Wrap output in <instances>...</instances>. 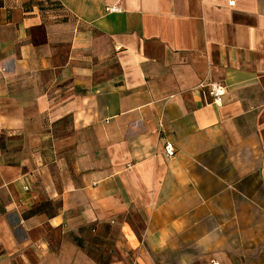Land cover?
Returning a JSON list of instances; mask_svg holds the SVG:
<instances>
[{"label":"crops","instance_id":"crops-1","mask_svg":"<svg viewBox=\"0 0 264 264\" xmlns=\"http://www.w3.org/2000/svg\"><path fill=\"white\" fill-rule=\"evenodd\" d=\"M0 264H264V0H0Z\"/></svg>","mask_w":264,"mask_h":264},{"label":"built area","instance_id":"built-area-1","mask_svg":"<svg viewBox=\"0 0 264 264\" xmlns=\"http://www.w3.org/2000/svg\"><path fill=\"white\" fill-rule=\"evenodd\" d=\"M234 2H232L233 4ZM111 10H118L119 8L114 6L110 8ZM211 98H213V103L218 106L224 104L225 96L227 94V86L219 81L208 83ZM162 124V122H161ZM164 152L167 157H172L176 152V147L173 143L166 142L164 147Z\"/></svg>","mask_w":264,"mask_h":264}]
</instances>
